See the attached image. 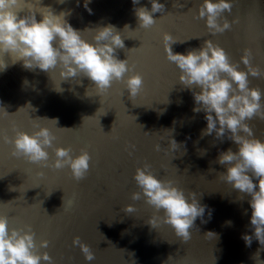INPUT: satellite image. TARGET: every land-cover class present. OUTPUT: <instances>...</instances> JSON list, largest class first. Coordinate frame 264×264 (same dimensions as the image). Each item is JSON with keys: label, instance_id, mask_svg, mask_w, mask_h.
Here are the masks:
<instances>
[{"label": "water", "instance_id": "obj_1", "mask_svg": "<svg viewBox=\"0 0 264 264\" xmlns=\"http://www.w3.org/2000/svg\"><path fill=\"white\" fill-rule=\"evenodd\" d=\"M159 2L164 10L154 13L157 22L145 29L135 8L150 10V0L136 5L133 0H92L91 15L84 0L79 6L77 0L62 4L42 0L57 14L71 10L69 22L90 42H95V33L85 29L111 24L120 32L124 47L115 55L128 60L131 70L106 93L83 75L63 80L59 66L51 72L29 71L9 60L8 68L0 71V215L8 217L10 229L27 231L30 226L37 245L34 251L48 252L51 264H264L259 241L253 238L248 247L242 239L253 231L250 196L241 199L242 194L219 176L227 171L218 162L220 153L229 148L238 151V145L227 133L223 139L215 132L202 135L206 113L194 111V92L201 89L179 81L181 70L168 60L164 44V34L171 33L177 39L173 52L186 54L211 39L245 70L241 57L250 48L252 65L264 69V0H230L231 12L225 11L218 22L227 20L231 28L215 34L206 17L198 18L203 0ZM135 73L143 76V88L133 101L126 80ZM249 81L250 87L264 90V75L250 76ZM57 118V124L51 120ZM247 123L255 137L264 139V119L256 116ZM38 127L50 128L56 137L47 148L50 162L55 161L56 147H70L73 156L82 149L90 153L84 179L76 181L69 167L44 168L13 156L14 145L4 138H14L16 130L31 134ZM172 139L178 144L175 150H170ZM145 164L159 178L172 180L189 199L195 195L207 206L187 242L164 222L163 211L146 203L143 194L132 200L133 192L142 193L134 177ZM129 204L135 212L123 210ZM153 218L154 227L148 223ZM209 231L217 235L206 234ZM77 236L90 245L94 260H86L79 245L73 244ZM43 240L49 241L46 248L40 246ZM41 264L49 262L41 260Z\"/></svg>", "mask_w": 264, "mask_h": 264}, {"label": "clouds", "instance_id": "obj_2", "mask_svg": "<svg viewBox=\"0 0 264 264\" xmlns=\"http://www.w3.org/2000/svg\"><path fill=\"white\" fill-rule=\"evenodd\" d=\"M59 2L62 4L64 0ZM91 3L92 0H84L83 4L90 15L93 14ZM138 3L139 0H133L134 5ZM150 3V10L146 6L135 8L140 27L145 29L157 22L153 14L165 8L159 0H150ZM231 9L230 0H203L198 18L206 17L211 33H224L231 28V24L225 20L221 25L218 21L225 11L230 13ZM37 13L42 17L39 20ZM70 15L71 10L57 14L42 0H0V71L8 68L9 60L29 71L38 68L51 72L59 66L63 80L86 76L95 83L100 93H106L114 81L123 80L131 69L128 60L118 59L115 55L118 48L124 47L120 32L111 24L94 31L85 29L95 33V42H90L83 37L80 29L69 22L67 17ZM176 41L171 33L164 34L167 58L181 70L179 81L187 88L201 89L194 92L197 105L194 111L203 110L206 113L207 127L202 130V135L215 132L217 138L223 139L227 133L228 138L238 145V151L229 148L221 152L218 162L227 167L226 172L219 174L220 178L232 189L238 190L242 194L241 199L245 195L250 196V227L253 231L243 234L242 239L250 247L255 238L264 248V139L255 137L247 123L256 116L264 119V105L261 103L264 90L249 86V77L260 78L264 69L252 65L250 48H245L241 57L245 70L240 68V62H232L226 50L211 39L205 41L201 48L188 50L186 54L173 52L172 44ZM126 86L134 101L143 88V76L140 73L128 76ZM51 120L58 123V118ZM4 139L14 145L13 156L24 157L32 163L42 164L44 168L69 167L76 181L84 179L90 169L91 157L86 149L73 156L70 147H56L55 161L50 162L47 148L53 146L56 137L48 127H38L31 134L16 130L14 138ZM176 148L178 144L172 139L170 150ZM156 150H161L160 144L156 145ZM150 169L149 164L137 168L134 179L142 193L133 192L132 200H140L143 194L146 203L157 212L163 211L164 222L187 242L191 239L190 229L197 217L204 216L207 206L201 205L195 195L189 199L172 180L161 179ZM123 210L126 213L136 211L132 204L124 206ZM156 222L155 218L148 221L153 227ZM28 229H10L8 217L0 215V264H41V260L51 264L52 257L48 252L41 255L34 251L37 247L35 233L30 226ZM206 234L216 233L209 231ZM48 244V240H43L40 246L46 248ZM73 244L79 245L86 260L95 259L90 245L82 242L79 236L74 238Z\"/></svg>", "mask_w": 264, "mask_h": 264}]
</instances>
